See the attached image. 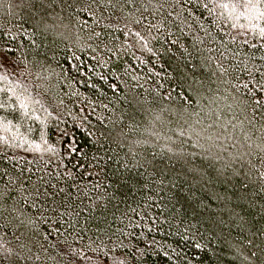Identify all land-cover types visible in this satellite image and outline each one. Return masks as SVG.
Segmentation results:
<instances>
[{"label":"trees","instance_id":"obj_1","mask_svg":"<svg viewBox=\"0 0 264 264\" xmlns=\"http://www.w3.org/2000/svg\"><path fill=\"white\" fill-rule=\"evenodd\" d=\"M0 264H264V0H0Z\"/></svg>","mask_w":264,"mask_h":264}]
</instances>
